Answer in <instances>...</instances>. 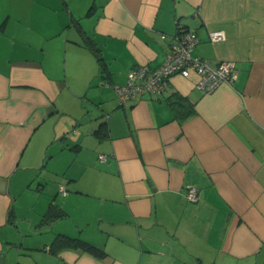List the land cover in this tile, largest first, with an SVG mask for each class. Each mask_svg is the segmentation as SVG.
I'll use <instances>...</instances> for the list:
<instances>
[{
  "label": "crops",
  "instance_id": "obj_1",
  "mask_svg": "<svg viewBox=\"0 0 264 264\" xmlns=\"http://www.w3.org/2000/svg\"><path fill=\"white\" fill-rule=\"evenodd\" d=\"M177 21L233 83L119 104ZM0 264H264V0H0Z\"/></svg>",
  "mask_w": 264,
  "mask_h": 264
},
{
  "label": "built area",
  "instance_id": "obj_2",
  "mask_svg": "<svg viewBox=\"0 0 264 264\" xmlns=\"http://www.w3.org/2000/svg\"><path fill=\"white\" fill-rule=\"evenodd\" d=\"M209 39L212 42L224 39L222 30L209 31ZM198 42L197 33L176 22V33L173 36L169 51L163 62L157 67L147 64L132 66L122 84H112L119 104L126 105L143 94L158 95L168 85V80L173 75L179 74L188 77L191 73L196 74L195 87L203 93L211 92L220 84H232L236 78L235 64L231 60L218 62L192 55V50ZM102 160L104 156H100ZM64 193V187L59 186ZM186 198L190 202L198 199L197 189L188 186Z\"/></svg>",
  "mask_w": 264,
  "mask_h": 264
},
{
  "label": "trees",
  "instance_id": "obj_3",
  "mask_svg": "<svg viewBox=\"0 0 264 264\" xmlns=\"http://www.w3.org/2000/svg\"><path fill=\"white\" fill-rule=\"evenodd\" d=\"M63 215H64L63 210L59 209L53 202H51L42 216L41 223L43 224L49 223L52 220L61 217ZM52 246H55L56 248H63L65 246L80 248L83 251H86L97 257L105 255V251L103 249L98 248L92 244H89L79 237H72L65 234H57L54 241L52 242Z\"/></svg>",
  "mask_w": 264,
  "mask_h": 264
},
{
  "label": "rangeland",
  "instance_id": "obj_4",
  "mask_svg": "<svg viewBox=\"0 0 264 264\" xmlns=\"http://www.w3.org/2000/svg\"><path fill=\"white\" fill-rule=\"evenodd\" d=\"M24 205H25V203H24ZM23 212L26 213V210H25L24 207H23ZM21 215L27 217L26 215H24V214H22V213H21ZM24 220H25V219H19V223H20L22 226H23V225L25 224V222H26V221H24Z\"/></svg>",
  "mask_w": 264,
  "mask_h": 264
}]
</instances>
